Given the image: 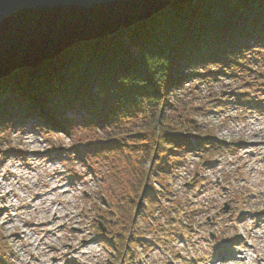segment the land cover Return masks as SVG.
<instances>
[{"label":"rangeland","instance_id":"obj_1","mask_svg":"<svg viewBox=\"0 0 264 264\" xmlns=\"http://www.w3.org/2000/svg\"><path fill=\"white\" fill-rule=\"evenodd\" d=\"M261 65L264 71V58ZM219 79L187 81L185 89L179 87L176 95L183 101L194 99L196 104L206 107L208 114L199 116L202 127L216 139L227 141V149L215 156L217 159L210 167H204L203 159L194 151L176 152L173 158L177 159L178 167L160 181L171 195L168 199L160 198L163 185L155 184L158 214L143 213L130 230L138 226L145 232L154 230V225L150 226L153 219L156 225L167 226L169 232L180 228L179 217L187 220L195 215L189 222L185 252L193 249L189 253H197L195 247L187 249L186 244L199 242V250L215 255L216 247H211V240L222 237L217 247L243 251L252 243L248 252L254 256L262 253L259 259L264 260L263 92L254 87L247 107H236L233 101L248 89L226 75ZM87 115L79 117L71 134L44 127V123L34 119L0 133V148L4 149L0 153V264H109L101 246L102 243L106 248V240L103 237L101 243L92 240L101 236L93 218L110 210L111 218L119 217L117 203L124 199V184L120 182L128 174L116 154L109 153L108 159L92 156L87 146L104 139L107 131L96 128L91 119L84 120ZM238 141L241 143L236 144L233 152V142ZM75 147L81 149L79 153ZM109 159L114 160L116 168L111 167ZM200 175L204 179L201 192ZM190 183L194 184L189 186ZM142 199L143 203L148 201L147 196ZM171 199L175 206L177 200L182 202L181 209L174 214L168 210ZM137 202L141 204V198ZM226 202L231 205L229 213L221 211ZM127 209L129 216H133L136 208ZM171 220L174 222L170 224ZM117 226L112 230L119 231ZM111 242L118 246L119 252L126 249L125 236ZM131 242L127 257H114L111 264H137L132 251L140 248V242ZM85 244L88 245L82 247ZM206 246L211 247L210 251ZM75 257L81 261L69 260ZM138 258H142L140 253Z\"/></svg>","mask_w":264,"mask_h":264},{"label":"trees","instance_id":"obj_2","mask_svg":"<svg viewBox=\"0 0 264 264\" xmlns=\"http://www.w3.org/2000/svg\"><path fill=\"white\" fill-rule=\"evenodd\" d=\"M263 48L264 0H172L129 28L75 41L1 78L0 133L34 119L71 134L88 114L84 120L107 131L87 146L92 156L116 154L128 174L119 178L124 196L141 193L152 207L150 187L177 167L176 152L194 151L206 162L224 149L202 127L206 107L183 101L177 89L226 75L262 91ZM169 195L166 187L160 192Z\"/></svg>","mask_w":264,"mask_h":264},{"label":"water","instance_id":"obj_3","mask_svg":"<svg viewBox=\"0 0 264 264\" xmlns=\"http://www.w3.org/2000/svg\"><path fill=\"white\" fill-rule=\"evenodd\" d=\"M171 1L0 0V79L36 66L76 40L129 28Z\"/></svg>","mask_w":264,"mask_h":264},{"label":"flooded vegetation","instance_id":"obj_4","mask_svg":"<svg viewBox=\"0 0 264 264\" xmlns=\"http://www.w3.org/2000/svg\"><path fill=\"white\" fill-rule=\"evenodd\" d=\"M105 217H107V214H105ZM107 220H108V222H106V233H110V231L112 230L110 228V226H111L110 224L112 223V221L109 218H107ZM125 228H126L125 226L119 228L120 229V232H119L120 235H123L125 233V230H124ZM111 236L114 238L113 235H111Z\"/></svg>","mask_w":264,"mask_h":264},{"label":"bare ground","instance_id":"obj_5","mask_svg":"<svg viewBox=\"0 0 264 264\" xmlns=\"http://www.w3.org/2000/svg\"><path fill=\"white\" fill-rule=\"evenodd\" d=\"M76 41H78V40H76ZM81 41V40H80Z\"/></svg>","mask_w":264,"mask_h":264}]
</instances>
